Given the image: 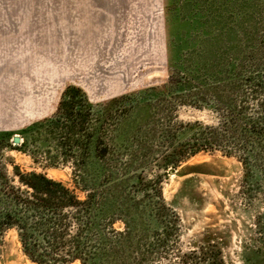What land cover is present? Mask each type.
<instances>
[{"label":"trees","instance_id":"obj_1","mask_svg":"<svg viewBox=\"0 0 264 264\" xmlns=\"http://www.w3.org/2000/svg\"><path fill=\"white\" fill-rule=\"evenodd\" d=\"M214 21L187 57L170 61L163 84L104 101L68 85L52 115L18 132L20 144L0 130V244L14 231L36 264H143L175 231L163 194L168 170L221 151L241 165L240 195L261 205L264 247V12H221ZM181 106L210 112L212 122L179 120ZM8 150L41 169L23 170ZM64 167L69 180L46 172ZM215 248L207 235L186 259L216 264Z\"/></svg>","mask_w":264,"mask_h":264},{"label":"rangeland","instance_id":"obj_2","mask_svg":"<svg viewBox=\"0 0 264 264\" xmlns=\"http://www.w3.org/2000/svg\"><path fill=\"white\" fill-rule=\"evenodd\" d=\"M137 2L141 3L127 9L119 28L103 30L100 38L82 43L70 41L69 47L58 32L59 24H50L57 33L51 47L46 46L51 43L46 24L33 28L30 21L48 15L50 9L59 13L62 0H0V130L19 134L32 122L52 115L71 82L83 87L93 101L161 85L168 80L170 61L187 57L200 42L199 31L215 24V16L227 11L264 12V0ZM177 115L179 120L212 122L210 112L187 106H181ZM6 155L23 170L41 169L28 154L8 150ZM46 172L70 178L68 167ZM241 176L240 163L221 151L200 153L170 168L163 194L175 213L169 218L175 231L143 264H190L186 255L207 235L222 259L216 264H264L255 223L261 205L240 195ZM146 225L154 241L156 224L147 216ZM116 226L122 229L120 223ZM0 264L36 263L23 254L16 233L8 231L0 244Z\"/></svg>","mask_w":264,"mask_h":264},{"label":"crops","instance_id":"obj_3","mask_svg":"<svg viewBox=\"0 0 264 264\" xmlns=\"http://www.w3.org/2000/svg\"><path fill=\"white\" fill-rule=\"evenodd\" d=\"M140 3L141 2L138 3L137 0H62L59 13H56L54 10L51 12L50 9L49 12H47L48 15L45 12L44 16L39 17L35 22L30 21V25L33 28H43L46 24L44 27L48 30L47 37L51 38V43L46 46L52 47L57 33L50 24L53 26L59 24L58 32H62L63 36L67 39L69 47L70 41L71 44L82 43V40L87 41L90 38H100L102 35L101 31L103 30L112 29L114 27L119 28L120 23L126 17L127 9L135 7ZM47 5L50 7L49 3H47ZM71 53L70 51L69 59H71ZM68 85L79 86L72 82L68 83ZM81 88L87 93L83 87Z\"/></svg>","mask_w":264,"mask_h":264},{"label":"water","instance_id":"obj_4","mask_svg":"<svg viewBox=\"0 0 264 264\" xmlns=\"http://www.w3.org/2000/svg\"><path fill=\"white\" fill-rule=\"evenodd\" d=\"M12 141L16 145V144H20L23 141V139L19 134H15L12 138Z\"/></svg>","mask_w":264,"mask_h":264}]
</instances>
